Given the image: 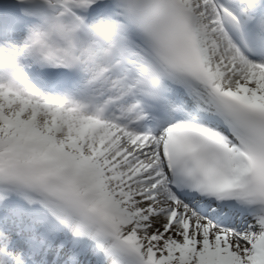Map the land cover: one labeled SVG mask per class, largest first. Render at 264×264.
<instances>
[{"label": "snow or ice", "instance_id": "obj_1", "mask_svg": "<svg viewBox=\"0 0 264 264\" xmlns=\"http://www.w3.org/2000/svg\"><path fill=\"white\" fill-rule=\"evenodd\" d=\"M0 264H264V0H0Z\"/></svg>", "mask_w": 264, "mask_h": 264}]
</instances>
